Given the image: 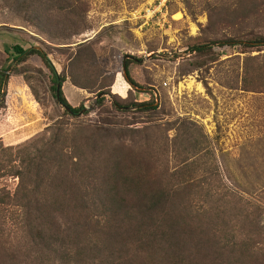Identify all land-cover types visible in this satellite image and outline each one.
<instances>
[{
	"label": "rangeland",
	"instance_id": "1",
	"mask_svg": "<svg viewBox=\"0 0 264 264\" xmlns=\"http://www.w3.org/2000/svg\"><path fill=\"white\" fill-rule=\"evenodd\" d=\"M255 36H264V0H0V73L9 69L0 145L32 155L55 142L56 153L40 179L24 181L23 209L0 205V264H61L69 243L89 239L96 245L77 264H264V48L190 51ZM15 46L45 52L68 102L91 108L68 115L43 60L13 62ZM128 60L140 89L124 77ZM152 99L153 110L133 106ZM1 169L0 190L14 195L20 181ZM85 185H178L179 210L204 238L188 241L180 263L165 239L155 247L136 232L138 217L117 232L104 201L100 226L57 239V223H84L74 201Z\"/></svg>",
	"mask_w": 264,
	"mask_h": 264
},
{
	"label": "trees",
	"instance_id": "2",
	"mask_svg": "<svg viewBox=\"0 0 264 264\" xmlns=\"http://www.w3.org/2000/svg\"><path fill=\"white\" fill-rule=\"evenodd\" d=\"M220 45L221 47L226 46L229 48H264V36H255L252 38L247 37L246 39L231 38L219 43L216 41H209L208 43L191 47L190 51L191 53L203 55L211 52L213 47ZM8 54L13 58V62L17 63L25 62L31 56L38 55L52 73V82L54 84L53 91L58 104L63 106L68 115L77 117L83 114L85 105L82 104L79 107H73L66 99L63 92V85L66 78L57 72L45 52L37 48L24 50L20 46H15L13 52H8ZM132 63L133 62L129 60L124 62L123 74L131 86L135 89H140L141 85H139L130 74V65ZM8 71L9 69L7 68V70L0 73V91L8 78ZM103 102L104 98L98 101L100 104ZM153 104L154 101L152 99L147 103L140 105L133 104V106L138 107L139 109L153 110ZM31 143L32 142H28L26 144L27 146L25 150L28 149ZM54 146L55 142L50 145L49 149L48 145H45L43 149L33 147L31 148L33 153L30 155L26 152L22 154V147L10 146L3 148V146L0 145V157L5 159L3 161L0 159L1 170L5 174L4 177L13 176L17 177L20 181V188L14 195L0 190V205L3 204V207L24 208L25 204L21 203L20 200L21 197L25 196V190L29 188V185H24V181L26 182L29 180L28 178H31L32 180H38L41 178L43 168L49 164L50 158L47 156L50 154L54 156L56 154L52 153L55 150ZM18 164L24 165V167L22 168L20 165L18 166ZM42 188H45V185H34L32 193L39 192ZM1 193H3L4 196H2ZM180 193L181 188L178 187V185H175V188L171 189L166 185H85L82 197L78 196V201H74L78 202V207L82 206V209L87 214L84 223L72 229L68 228V230L66 229L65 231H63V227L57 223L54 231L57 234V239H60V235L69 232L65 237L66 239H72L71 234H74V239H72V241L76 239L80 241L84 235L87 236L89 234L93 225L100 226L103 215L105 214L104 212H107L105 208L103 212V203L104 201H107L114 207V209H116L115 216L110 217L108 223H113L117 232H121L123 224L127 223L129 219L138 217L143 221L139 223L136 232L155 247L163 248L161 245L159 246V239H165L167 242L164 246L165 251L167 254H172L169 257L173 258L175 255V258L179 259L180 263H184L186 260L183 251L190 247L188 241L193 239L201 241V238H204V232L203 228H201V232L198 234L195 225H193L192 218H190L186 212L179 210L181 206L176 202V197ZM65 195L66 194H64V197ZM29 204L31 203L29 202L26 205L29 206ZM56 205H59V207H57L58 210L63 207V204L60 201H57ZM36 211L40 212V210L37 209ZM131 212L132 215L130 217L125 218L122 215H127ZM25 213L29 218L32 216L29 208L26 209ZM45 241L46 234L45 231L42 230L39 239H36L35 241L33 240L34 247L43 245L42 243ZM79 244L80 242L76 245L72 243L67 245L70 248L63 256L61 264H77L76 261L79 263L84 262V257L88 254L87 252H91V247L96 245L93 244L90 239L89 244L87 242L82 246ZM229 244L228 241L226 246ZM52 250L53 249H51V251ZM43 257L47 258L48 255L44 254ZM189 258H194V255L190 254ZM98 259L99 258H93L88 261L97 262ZM100 264H102V262H100Z\"/></svg>",
	"mask_w": 264,
	"mask_h": 264
},
{
	"label": "water",
	"instance_id": "3",
	"mask_svg": "<svg viewBox=\"0 0 264 264\" xmlns=\"http://www.w3.org/2000/svg\"><path fill=\"white\" fill-rule=\"evenodd\" d=\"M58 93H59V88H58ZM104 94H99L98 95V99L103 97ZM91 107H85V110L83 111V113H85L87 110H89Z\"/></svg>",
	"mask_w": 264,
	"mask_h": 264
}]
</instances>
